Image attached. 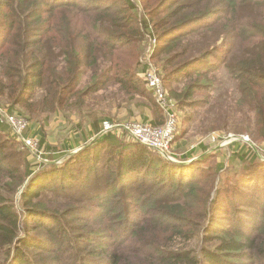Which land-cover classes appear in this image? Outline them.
<instances>
[{
	"label": "trees",
	"instance_id": "16d2710c",
	"mask_svg": "<svg viewBox=\"0 0 264 264\" xmlns=\"http://www.w3.org/2000/svg\"><path fill=\"white\" fill-rule=\"evenodd\" d=\"M141 1L143 13L134 0H0V42L6 37L0 43V107L18 108L22 117L40 126L60 109L72 108L91 119L85 132L76 130V138L89 142L50 167L45 162L40 169L31 168V152L20 150L15 136L0 138V264L66 262L50 251L54 238L40 243L45 217L70 222L65 219L68 209L50 207L46 190L56 185L84 197L100 196L95 198L99 209L80 205L74 216L83 223L100 218L96 226L84 223L81 232L87 233L73 241L80 252L97 244L96 250L78 256L80 264H264L263 153L234 144L230 161L238 158L244 166L241 186L254 195L238 182L234 195H248L233 212L249 216L226 225L227 217L218 216L227 213L232 195L224 187L222 163L208 171L201 163L209 158L174 162L123 132L102 133L105 119L93 121L98 113L90 109L94 101L88 98L100 94L116 109H127L128 101L143 96L141 80L164 119L143 77L148 61L142 65L139 60L149 36L158 40L160 62H152L165 87L178 77L175 86L185 82L182 88L168 89L179 108H199L200 122L209 129L222 121L227 127L225 120L243 110L264 140V0ZM218 57L222 60L212 63ZM221 65L237 92L227 109L214 97H195L213 89L218 74L211 72ZM1 122L0 134L10 130ZM27 134L32 137L30 126ZM10 144L19 145L17 151L7 152ZM199 148L208 151L205 144ZM16 155L21 162H15ZM101 175L105 185L97 184ZM18 192L23 209L16 206ZM196 216L200 221L193 220ZM64 243H56L58 253ZM47 249L50 261L44 260ZM31 255L40 262L34 263Z\"/></svg>",
	"mask_w": 264,
	"mask_h": 264
},
{
	"label": "rangeland",
	"instance_id": "374dc122",
	"mask_svg": "<svg viewBox=\"0 0 264 264\" xmlns=\"http://www.w3.org/2000/svg\"><path fill=\"white\" fill-rule=\"evenodd\" d=\"M118 1V0H117ZM137 3V8L139 10V13H143L145 11V3L141 0H134ZM141 1V2H140ZM174 2H180L182 0H172ZM216 0H213V3ZM111 1H109V4L111 5ZM107 4V3H105ZM114 4V3H112ZM154 2L151 1L148 3V5H153ZM226 21V20H225ZM2 41L0 42L1 45L6 43V37H1ZM145 41V49L142 51V53L139 56V60L142 65H145L147 61H153L156 65H159L160 57L156 56V52L158 49V40L156 43L154 41H151L149 36H146ZM222 43V40L220 41ZM155 51V52H154ZM154 53V54H153ZM221 61L222 59L218 57V59L212 60V63H218V61ZM145 70H143L144 72ZM217 72V78L215 81V84L213 85V89L209 92L205 93H197L195 97H206L210 96L211 98L214 97L216 100L220 102L221 105H223L224 109H227L228 106L231 104L232 98L237 95V92L235 90V84L234 82L229 78L227 75V71L225 68L221 65L218 70L212 71L211 73ZM139 77V76H138ZM140 79V78H139ZM180 79H178L167 85V89H170L172 87H178L182 88L185 82L179 83L176 85V82ZM139 86H140V92L143 93V96L136 95L133 100L128 101V107L126 108H119L116 109L114 106L109 105L107 102H104L102 100L103 95L98 94L97 96L89 95L88 98L91 99L93 102L92 108L94 111H96L98 114L96 115V119H108L113 120L118 123H124L127 121H130L132 119L146 122V119L151 120L152 123L162 124L164 119L161 118V112L157 108L152 94L147 90L144 83L139 80ZM178 83V82H177ZM112 99V96L109 97V100ZM175 101V100H174ZM176 102V101H175ZM177 105V104H176ZM208 107V105L206 106ZM178 110V116H179V127L178 132L175 138V142L173 145V156L175 155H181L176 158V160L181 159L182 157L185 159H181L182 162H191L189 160H200L202 158L206 159L209 158V161L201 163L202 166L207 167L208 165V171L212 170L213 167L218 164L222 163L223 170H222V178L226 179V183L224 184V187L229 191L228 194L232 195L229 200L226 202V205L229 207L226 211L227 213L219 214V218H226V225L232 224L234 222H237L241 217L247 218L249 215L245 213H238L237 210L233 212L235 208L243 207L246 199V195H234L232 189L236 187V185L239 182V188L243 189L245 193H249L252 191L251 189H244L241 186V175H243L244 166L239 163V159L235 158L234 160L230 161L231 156L233 155L234 150V144L236 142L242 143V144H248L252 146L255 150L259 151V153H263L264 156V140L259 139V132L257 127L253 124V122L249 121L248 117L246 116L245 112L241 110L236 115H233L229 118H227L225 121H228L227 127H222V121L221 125H219L218 128L215 129H209V126L205 123V126H203V123L200 122V119L202 117L200 116L201 112L199 108H192V107H184L179 108L177 106ZM204 111V110H203ZM19 112V113H18ZM21 111L16 108V110H9L6 108L0 107V123L1 119L4 124L7 123L6 116L8 114H20ZM22 116V115H21ZM128 117V118H127ZM27 120V119H26ZM90 118H87L86 116H80L78 112H76L74 109L62 110L60 109L59 113L53 114L50 121L47 123V125L40 126V123H32L28 120V128L30 126V132L31 136L35 141L38 142L40 149L35 154H27V160L30 161L31 168L33 169H40L43 165V163L47 162L48 164L51 162H55L56 164H59L64 159V154H72L75 152H78L81 148V146H84L89 142V139H82V138H76L79 135V132H77V128L82 127V130L79 129V131H84L85 128H88L90 125ZM148 120V121H149ZM147 121V122H148ZM150 123V122H148ZM151 123V124H152ZM28 128L26 131V134L28 133ZM88 133V132H87ZM13 133L10 128H8V131L5 133L0 134V138L5 139L6 136L12 137ZM28 135V134H27ZM14 136V135H13ZM89 136V135H88ZM89 138V137H88ZM126 138V137H125ZM127 139V138H126ZM41 140H43V144L41 145ZM85 140H87L85 142ZM15 142L18 144V140L16 139ZM85 142V143H84ZM205 144L208 146V151L204 153V151L200 150L199 145ZM20 150L26 151V148H23L21 144ZM19 145L10 144L7 145V152L8 151H17ZM100 147V146H99ZM55 155H58L59 157L57 159L54 158ZM63 156V157H62ZM193 159H189V158ZM13 158H16L15 162H18V159L21 162V159L18 158V156H14ZM1 159V155H0ZM51 165L49 164V167ZM115 166V165H113ZM48 167V168H49ZM98 169V168H97ZM99 171V169H98ZM100 174V172H98ZM208 174V173H207ZM102 180L98 181L97 184L105 185V175H101ZM100 179V175L96 178ZM95 181V179L93 180ZM28 180L26 181L27 184ZM219 178L216 180L214 184V188L219 185ZM94 183V182H93ZM61 184V183H59ZM210 185L208 186V188ZM25 186H22L19 188V192L23 191ZM90 189V188H89ZM88 191V190H87ZM86 191V192H87ZM16 194V206L19 208H22L23 204L20 201V194ZM48 199L51 201V208L54 211H61L63 209H68V212H66L65 219L69 220L68 223H53V221L45 217L43 220V228L41 230V237L42 242L41 246H44L43 244L49 241L50 239L54 238V243L50 245V251L57 253L61 257H64L66 259V262L64 264H80V262L77 261V258L79 255L86 254L88 252H91L93 250H96L97 244L95 242H92L89 246H87L84 250V252H80L76 248H73L74 244L77 243V239L80 236V233H87V231L81 232V228L84 226L89 227L90 222L91 224L99 225L100 224V218H96L95 220L83 221L74 219V216L76 213H78V207L80 205H93L95 209H99L100 206V200H96L95 198L100 197L99 195L89 197L87 194L86 197L73 194L72 188L59 186L56 185V187L49 188L46 190ZM128 192V191H125ZM212 193L210 194V197H212ZM214 195V194H213ZM250 195H254L250 194ZM105 197V196H104ZM211 200V198H210ZM113 204V203H112ZM111 204V205H112ZM76 207V208H75ZM264 207V206H263ZM23 209V208H22ZM109 215L107 211H105V218L108 219ZM33 219H40L42 222V218L40 216H31L30 220ZM194 221H200L199 217H193ZM64 225V226H63ZM49 226V227H48ZM48 227V228H47ZM52 227V232H49V228ZM63 227H66V229H62ZM91 230H89L90 232ZM27 238H30L31 236L29 234L26 235ZM110 236H108L109 238ZM112 237V236H111ZM115 239H117L115 237ZM58 241L65 242L63 244V249L60 253H58V250L60 249V244H56ZM73 241L74 244H73ZM32 252V250H31ZM50 255L51 253L49 250H45V258L44 260L50 261ZM31 258L33 259L34 263H39L40 260L34 257V255H31ZM2 259V258H0ZM85 260L83 261V263ZM88 264V262H85ZM55 264H60L59 262H55Z\"/></svg>",
	"mask_w": 264,
	"mask_h": 264
},
{
	"label": "built area",
	"instance_id": "2783aa9c",
	"mask_svg": "<svg viewBox=\"0 0 264 264\" xmlns=\"http://www.w3.org/2000/svg\"><path fill=\"white\" fill-rule=\"evenodd\" d=\"M147 86L153 91L155 100L162 109L165 121L162 125H153L148 122L132 119L124 123L105 119L101 126V132H123L134 142L141 143L161 153L164 157L176 160L179 155L173 156V145L178 132L179 116L176 102L170 97L168 89L163 83L160 69L148 61V68L143 73ZM7 123L13 135L23 148L36 153L40 146L33 137L26 134L28 121L17 114H8ZM176 160L177 162H181Z\"/></svg>",
	"mask_w": 264,
	"mask_h": 264
},
{
	"label": "crops",
	"instance_id": "0c3cea01",
	"mask_svg": "<svg viewBox=\"0 0 264 264\" xmlns=\"http://www.w3.org/2000/svg\"><path fill=\"white\" fill-rule=\"evenodd\" d=\"M179 156H181V155H179ZM167 159H168V158H167ZM181 159H185V158L182 157ZM189 159H193V158L191 157V158H189ZM178 160H179V159H178ZM189 161H193V160H189Z\"/></svg>",
	"mask_w": 264,
	"mask_h": 264
},
{
	"label": "water",
	"instance_id": "95a60500",
	"mask_svg": "<svg viewBox=\"0 0 264 264\" xmlns=\"http://www.w3.org/2000/svg\"><path fill=\"white\" fill-rule=\"evenodd\" d=\"M169 160H171V159H169ZM171 161L177 162L176 160H171Z\"/></svg>",
	"mask_w": 264,
	"mask_h": 264
}]
</instances>
